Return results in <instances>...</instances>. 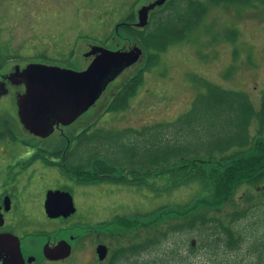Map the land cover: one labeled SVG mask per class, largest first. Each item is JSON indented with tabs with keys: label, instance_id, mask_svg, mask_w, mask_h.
Wrapping results in <instances>:
<instances>
[{
	"label": "rangeland",
	"instance_id": "rangeland-1",
	"mask_svg": "<svg viewBox=\"0 0 264 264\" xmlns=\"http://www.w3.org/2000/svg\"><path fill=\"white\" fill-rule=\"evenodd\" d=\"M154 1L0 0V54L17 55L8 60L7 69L15 63L24 66L31 62L79 69L85 68L94 57L86 55L93 45L110 49L142 47L140 58L108 83L92 107L67 125L68 136L71 137L75 135L72 133L84 126L88 127V133L97 131L94 137L97 141L107 138L108 131H136L141 132L142 136L146 127L180 119L192 108L199 92L206 91V81L243 90L255 107H259L264 94V0H250L251 3L201 0L206 3V8L198 15L196 13L198 22L190 32L175 31L166 36L159 43V53L156 54V50L151 48V61L147 63L148 57L139 38L131 35L124 23L125 20L134 19L140 7ZM164 3L162 6L156 4L154 9L164 7ZM131 13L133 18H130ZM137 26L141 27L140 24ZM164 34L161 32L162 36ZM144 65L147 69L143 72V80L130 96L128 104L107 110L106 104L111 96ZM0 110L10 111V114L11 111L14 114L18 112L15 98L12 106L8 96L3 97ZM20 126L23 136L27 137L29 134L21 121ZM251 130L256 134V123ZM61 136L59 131H53L47 140L60 141ZM141 138H136L138 141L134 145L128 144L140 149L144 146ZM103 141H99L100 144ZM109 152L116 154L115 150ZM204 167L207 170V183L187 178L179 179L180 184H172V174L145 170V177L139 176L135 182L101 181L98 188L104 195L99 194L96 187L85 186L80 189L79 195L84 203L80 206L79 201V210L72 216L73 219L56 220L58 222L52 224L55 220L40 212H32L23 218L31 223L30 228L22 231L20 227L17 232L21 233L28 250L38 256L32 264H50L41 260L42 251L41 254L39 251L51 234L68 239L74 234V242L78 241L68 259L51 264H101L93 243L97 231L90 229L92 225H100L101 238L111 245L112 255L114 250L129 241L132 232L143 229L154 219L161 221L166 217H178L179 213L193 207L200 208L205 203L213 204V211L219 206L228 209L226 202H216L218 195L212 178V166ZM123 171L127 177L131 168L116 169L115 175L119 177ZM153 182L155 184H151ZM169 182L171 186H168ZM256 187L243 183L235 190V196L239 199L246 189L256 190ZM154 209L158 210L151 213ZM85 217L89 224L76 219ZM95 217L99 219L96 224L93 221ZM39 224L44 225L45 229L52 228V231L48 233ZM175 237L182 246H188L192 238L197 240L195 253L191 254L194 264H220L219 260H223L222 264L229 263L227 255L223 256L227 252L222 256L220 253L218 261H204L202 258L204 255L207 257L208 248L201 246L202 238L195 231L178 232ZM245 247L241 250L245 259H255V254L246 252ZM211 257L216 258V255ZM120 264L130 263L121 261Z\"/></svg>",
	"mask_w": 264,
	"mask_h": 264
},
{
	"label": "trees",
	"instance_id": "trees-1",
	"mask_svg": "<svg viewBox=\"0 0 264 264\" xmlns=\"http://www.w3.org/2000/svg\"><path fill=\"white\" fill-rule=\"evenodd\" d=\"M163 6L151 12L144 28L124 23L128 32L139 38L148 57L147 63L151 61V48L159 53V43L166 36L175 31L190 32L206 3L201 0H166ZM133 16L131 13L130 18ZM161 32L165 33L164 36ZM13 56L17 55H8ZM146 69L144 65L121 84L106 104L107 110L128 104ZM205 87L206 91L199 92L192 108L180 119L146 127L143 137L136 131H108L107 138H102L104 141L100 144L101 140L94 138L97 131L88 133L85 130L78 136L79 141L88 145L85 147L86 158L96 163L103 173L99 180H95L97 182H135L137 177H145L143 171L159 170L173 175L172 184L187 178L207 183L204 165L210 164L218 195L216 202H226L228 207L224 210L219 206L213 211V204L205 203L200 208L193 207L179 213L178 217L154 219L143 229L132 232L129 241L114 250L115 257L109 264H120L121 261L130 264H194L191 254L195 253L197 240L192 238L188 246H182L175 237L178 232L193 231L202 238L201 246L208 248L207 257L202 258L204 261H218L217 256L227 252L223 256L227 255L228 264H264V94L260 106L255 107L243 90L226 88L212 81H206ZM254 123L257 124L256 134L251 130ZM136 138L143 140L144 146L140 149L128 144L134 145L138 141ZM110 150H115L116 154H110ZM128 166L130 175L129 171L127 177L124 171L119 177L115 175L116 169ZM139 169L141 171L136 173ZM243 183L258 187L256 190L246 189L237 199L236 189ZM168 186H171L170 182ZM244 246L246 252L255 254V259H245L241 251ZM147 254L149 257L146 258ZM214 254L216 258L211 257ZM218 262L222 264L223 260Z\"/></svg>",
	"mask_w": 264,
	"mask_h": 264
},
{
	"label": "flooded vegetation",
	"instance_id": "flooded-vegetation-1",
	"mask_svg": "<svg viewBox=\"0 0 264 264\" xmlns=\"http://www.w3.org/2000/svg\"><path fill=\"white\" fill-rule=\"evenodd\" d=\"M144 6L146 5L139 8L138 14L136 13L134 19H129L130 21L126 20L125 22L131 23L136 27H139L137 24H140V28L146 27L155 6L149 9ZM137 15L138 19H136ZM12 58L8 57V55L0 54V104L2 98L8 96L12 106L15 98L16 109H18V97L25 90L24 79L21 75V69L24 66L15 63L11 68L7 69L6 63ZM11 112L12 114H10V111L0 110V233L12 232L19 236L24 257L23 264H32L37 260L38 256L28 250L27 244L23 242L21 233L17 232V228L20 227L22 231L30 228L31 223L23 220V218L27 217L28 213L40 212L49 219L55 220L52 224L60 220L73 219L72 216L79 210V201L80 206L84 203V200L82 201L81 196H79L80 189L85 186L96 187L98 193L104 195L98 188L101 181H95L99 180L103 173L99 170L96 163L90 162V158H86L88 156L87 148H85L88 146L87 143L79 141L78 136L87 130L88 127H81L72 133L75 135L71 137L68 136L69 133L67 131V125L69 124L55 123L51 133L59 131L62 135V140L53 142L47 140L49 134H36L23 124L25 126L23 127L27 130L26 133L29 134L24 137L21 131L19 112H15V114L14 111ZM50 192H57L58 194L62 192L70 193L76 207L75 211L67 216L63 214L50 216L47 212V198ZM84 211L86 210L84 209ZM76 219L88 224L90 222L86 217ZM96 219L95 217L93 220L95 224L99 221V219ZM39 226L44 228V225L39 224ZM99 227L100 225L98 224L90 227L93 231H97L93 238L94 247L96 248L99 262L101 264H109L115 255H111L112 248L107 243V240L103 241L101 238ZM44 230L49 233L52 228H44ZM63 240L70 243V254L59 258H50L45 254L44 250L47 244L55 247ZM74 241V234H71L70 239L55 237L53 234L48 235L39 251L40 254L42 251L41 260L51 264L68 259L74 252L78 242ZM100 244L107 246V253L104 258L99 257L98 246Z\"/></svg>",
	"mask_w": 264,
	"mask_h": 264
},
{
	"label": "water",
	"instance_id": "water-1",
	"mask_svg": "<svg viewBox=\"0 0 264 264\" xmlns=\"http://www.w3.org/2000/svg\"><path fill=\"white\" fill-rule=\"evenodd\" d=\"M166 0H156L146 5L149 9ZM143 52L142 47L132 49H110L93 45L86 55L94 54L91 62L83 69H73L43 62L29 63L22 77L25 90L18 97V112L22 123L40 135L52 132L55 123L69 124L100 97L108 83L123 69L136 62ZM76 209L73 197L68 192H50L47 198V212L50 216H65ZM50 258L70 254L71 245L66 240L55 247L45 246ZM99 257L104 258L107 246H98ZM20 238L12 232L0 233V264H23Z\"/></svg>",
	"mask_w": 264,
	"mask_h": 264
},
{
	"label": "bare ground",
	"instance_id": "bare-ground-1",
	"mask_svg": "<svg viewBox=\"0 0 264 264\" xmlns=\"http://www.w3.org/2000/svg\"><path fill=\"white\" fill-rule=\"evenodd\" d=\"M117 49H120V50H128V49H125V48H117ZM92 55H94V54H92ZM26 66H27V65H24V67L21 69V75H22V73L24 72ZM79 70H80V69H79ZM111 81H112V80H111ZM111 81H110V82H111ZM96 101H97V100H96ZM96 101H95L90 107H92V106L96 103Z\"/></svg>",
	"mask_w": 264,
	"mask_h": 264
}]
</instances>
